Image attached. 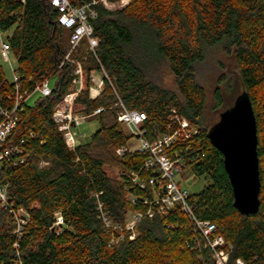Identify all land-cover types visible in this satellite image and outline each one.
I'll use <instances>...</instances> for the list:
<instances>
[{
	"label": "trees",
	"instance_id": "16d2710c",
	"mask_svg": "<svg viewBox=\"0 0 264 264\" xmlns=\"http://www.w3.org/2000/svg\"><path fill=\"white\" fill-rule=\"evenodd\" d=\"M93 8L95 54L83 42L72 56L86 72V89L74 104L85 115L103 111L88 118L98 121L90 139L69 150L52 113L73 87L74 65L63 62L70 31L57 24L58 11L48 0H0V30L10 32L19 91L31 93L36 84L53 81L49 96L23 106L15 129L0 145V150L20 148L23 158L19 163L13 156L0 165L7 196V207L0 206V264H215L178 206L165 216L141 219L129 239L126 216L145 212L152 195L128 174L148 181L156 173L144 168L145 152L116 154L129 141L117 122L118 99L126 109L145 114L149 140L165 132L171 110L196 128L190 140L176 146L188 169L206 179L203 189L187 199L193 215L216 226L229 246L227 264L237 259L264 264V0H95ZM213 48L234 62L230 79L220 76L219 83L229 89L233 77L254 112L260 205L253 215L234 208L223 157L207 137V95L198 67ZM163 67L173 77V89L159 81ZM102 71L110 83L90 99L89 74ZM13 85L0 63L1 106H10ZM212 97L214 111L232 106L224 107L218 87ZM105 167L118 169L119 176H108ZM19 209L28 217L16 232L12 213Z\"/></svg>",
	"mask_w": 264,
	"mask_h": 264
},
{
	"label": "built area",
	"instance_id": "2783aa9c",
	"mask_svg": "<svg viewBox=\"0 0 264 264\" xmlns=\"http://www.w3.org/2000/svg\"><path fill=\"white\" fill-rule=\"evenodd\" d=\"M48 2L58 11L57 24L70 31L68 39L69 49L63 62L74 65L73 87L54 107L52 120L56 124L57 130L62 134L66 147L69 150H73L81 144L75 128L83 121L103 111V108H98L90 115L72 112L74 99L82 90L86 89V72L81 63L74 60L72 56L79 51L83 42L87 44V51L95 54V41L92 38V26L90 23L96 18V11L93 8L95 0H79L81 2L79 5L76 4L78 0H48ZM9 36V31L2 32L0 30V60L8 66L11 74L9 81L14 84V94L9 98L10 106L3 107L0 105V145L10 137L12 131L15 129L18 113L23 109L25 104H28L27 101L30 96L36 94L41 97H47L51 94L50 81L48 80L36 84L31 93L19 91V77L16 72V63L7 41ZM12 61H14L15 66L12 64ZM89 80L91 85L87 88V92L90 99H95L101 94L105 81L110 83L109 78L103 71L91 72ZM115 107L119 108L117 122L121 128L123 127L128 131L129 135L127 136H129V141L131 139L139 141L138 148L129 149L128 145H126L125 147L116 149V154L122 156L125 153L145 152L148 156L144 161V168L156 173V176L150 177L148 181L139 178L134 173L128 174L135 186L140 189L148 186L151 189L152 195V200L145 212L129 213L126 216L125 229L132 231L129 239L134 238L133 228L141 219L144 217L150 219L154 215L165 216L170 210L178 206L202 236L204 247L212 253L215 264H227L228 244L222 236L216 233V226L213 223L195 218L187 200L190 193L181 185L180 180H177V176L182 174L183 171L188 170V161L187 157L185 158L182 153L176 150V146L190 140L197 133L196 128L184 117L177 114L175 110H171L165 132L156 133L149 140L144 126L146 120L145 114L126 109L119 99ZM13 156L17 157L16 161H19V163L23 162L22 150L20 148L12 147L0 150V165L4 161H9ZM143 203L147 204V199H144ZM0 206L3 208L7 207L6 188L1 185ZM98 209L102 222L105 226H110L108 215L104 211L102 204L98 203ZM12 214L17 224L16 232H18L21 226L25 224L28 216L22 209ZM128 216L129 219L127 218ZM58 222H61L60 218H58ZM235 264H243V262L237 259L235 260Z\"/></svg>",
	"mask_w": 264,
	"mask_h": 264
},
{
	"label": "water",
	"instance_id": "95a60500",
	"mask_svg": "<svg viewBox=\"0 0 264 264\" xmlns=\"http://www.w3.org/2000/svg\"><path fill=\"white\" fill-rule=\"evenodd\" d=\"M207 137L223 157L234 208L244 216L256 214L260 205L258 141L254 112L246 93L238 95L232 106L220 113Z\"/></svg>",
	"mask_w": 264,
	"mask_h": 264
},
{
	"label": "rangeland",
	"instance_id": "374dc122",
	"mask_svg": "<svg viewBox=\"0 0 264 264\" xmlns=\"http://www.w3.org/2000/svg\"><path fill=\"white\" fill-rule=\"evenodd\" d=\"M0 63L3 67L6 79L9 81L11 79V74L9 72L8 66L6 64H3L1 60ZM12 64L15 66L14 61H12ZM233 70H234L233 60L228 56H226L224 53H222V51L219 48H213L208 50L205 61L198 67V73H199L198 76L201 84L205 88L207 95V107H206L205 118L209 127H212L214 124L218 122L219 115L220 113L223 112L222 109L218 111H214L213 109L212 96L214 89L218 87L221 90L224 107H228L229 105H232L236 97L243 92L239 83L236 80L232 81L233 77L232 80L230 81L231 87H229V89L224 84L221 85L219 83L220 76H225V79L227 78L229 80ZM98 77L100 76L98 75ZM159 81L168 88L171 89L174 88L173 77L166 67L162 68ZM52 86H53V81L50 82V87L52 88ZM37 97L38 95L36 94L31 95L27 101L28 105H31L37 99ZM80 109L81 108L76 106L73 102L72 112L79 114L81 112ZM75 129L81 144L85 143L90 139L92 133H94L98 129V121L96 119H90V120L87 119L83 121ZM122 130L124 134L129 135L128 131L125 128L122 127ZM127 145L129 149H136L139 147V141L135 139H131ZM45 165H47V162L41 161V166H45ZM105 171L107 175L110 177L117 178L119 176V170L116 168L105 167ZM177 180H180L181 185H183V187H185L190 194L199 193L206 185V179L204 177L195 176L192 173V171L189 169L183 171L182 174L177 176ZM127 218L129 219V216Z\"/></svg>",
	"mask_w": 264,
	"mask_h": 264
}]
</instances>
